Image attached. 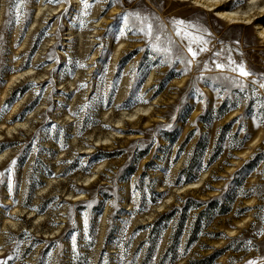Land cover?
Returning a JSON list of instances; mask_svg holds the SVG:
<instances>
[{
	"label": "rangeland",
	"instance_id": "obj_1",
	"mask_svg": "<svg viewBox=\"0 0 264 264\" xmlns=\"http://www.w3.org/2000/svg\"><path fill=\"white\" fill-rule=\"evenodd\" d=\"M55 2L0 0V264H264L257 26Z\"/></svg>",
	"mask_w": 264,
	"mask_h": 264
},
{
	"label": "bare ground",
	"instance_id": "obj_2",
	"mask_svg": "<svg viewBox=\"0 0 264 264\" xmlns=\"http://www.w3.org/2000/svg\"><path fill=\"white\" fill-rule=\"evenodd\" d=\"M53 1L55 0H51V21L55 18V16L61 15L65 9L64 5L59 4V2L53 3ZM176 1L192 2L198 7H202L203 9L208 10V11H213L214 15H216L217 18L226 20L228 22H232V23H237V22L251 23L252 22L253 24L257 26L258 38L264 43V2L261 5V3H259V0H248L249 4L247 5L246 10H244V8L233 7L234 5L233 3L236 2L237 0H176ZM78 2L79 0H75V3H78ZM42 10H43V5H39L38 11L41 12ZM97 12L94 13V15L97 14ZM105 24H107V21L105 22ZM55 28H56V24H54L53 28H51V34L54 33ZM80 36L82 37V33H80ZM51 44H52V40H51ZM32 71H33V68H30L24 71V73L32 72ZM22 75L23 73L19 74V76H22ZM10 84H12V82ZM5 95H6V92L3 93V96H2L3 99ZM15 109H16V106H15ZM139 111H147V109L139 108L134 111L132 116L138 114ZM142 116L143 114H140L138 118H141ZM13 121L14 119H11V122ZM25 124H26L25 122L23 123L14 122L12 123V125H8L7 127L10 132L13 129H17L18 126H22ZM116 127L120 128V126H116ZM118 133H121V132H118ZM2 156H4V154L0 155V159L2 158ZM203 177L204 175H202L198 181L191 182L188 185H186V187L195 188V187L200 186L202 183ZM51 182L52 180H50V184ZM183 188L184 187H181L178 190H181ZM166 202H169V199ZM165 203L160 204L159 206H157V208L159 209L163 208Z\"/></svg>",
	"mask_w": 264,
	"mask_h": 264
},
{
	"label": "snow or ice",
	"instance_id": "obj_3",
	"mask_svg": "<svg viewBox=\"0 0 264 264\" xmlns=\"http://www.w3.org/2000/svg\"><path fill=\"white\" fill-rule=\"evenodd\" d=\"M135 15H139V14L136 13ZM125 19H126V18H125ZM177 23L183 24L184 21H178ZM148 28H149V32H150V31H151V25H149ZM189 51L191 52L192 50L189 49ZM192 55L195 56L196 53H195V52H192ZM189 63H191V62H189ZM217 67H223V66H222V65H217ZM238 70H239V72H240V75H242V76H249V75H251V73L248 72V71L245 69L244 66H240ZM261 86L264 87V85H261ZM262 107H264V105H262ZM13 163H14V162H13ZM250 264H253V262H250Z\"/></svg>",
	"mask_w": 264,
	"mask_h": 264
}]
</instances>
